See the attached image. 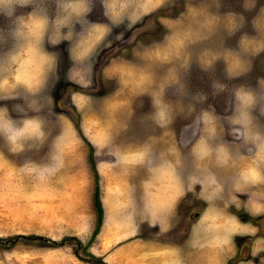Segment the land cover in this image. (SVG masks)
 I'll list each match as a JSON object with an SVG mask.
<instances>
[{
  "label": "crops",
  "instance_id": "obj_1",
  "mask_svg": "<svg viewBox=\"0 0 264 264\" xmlns=\"http://www.w3.org/2000/svg\"><path fill=\"white\" fill-rule=\"evenodd\" d=\"M139 3L142 6L144 1ZM137 4L133 8L141 7ZM132 12L137 15L136 9ZM193 13L204 16L201 24L189 22L188 27L177 28L173 35L167 33L151 45L146 38L138 40L132 44L130 57L109 53L101 59L100 50L107 45L108 34L102 33L106 22L94 23L91 32H77L74 38L61 36L73 41L67 71L80 88L71 90L69 100L80 113V126L76 128L66 119L52 150L63 152L74 146L84 153L83 170L93 179L94 190L88 157L89 144L92 146L103 207L97 234L114 252L124 245V256L109 257L108 264H199L200 259L206 264H227L235 237L244 236L251 238V254L262 251V255L236 259L235 264H264L260 226L240 216H264V102L248 107L257 90L238 86L227 114H218L220 119L227 117L229 126L226 123L223 129L212 130L206 123L215 115L206 111L197 118L206 126L197 131L196 117L181 124V111L187 105L178 97H169L164 89L178 83L180 66L171 61L174 51L180 53L186 43L195 46L197 31L212 34L221 28L233 32L243 20L237 10L219 14L211 7L202 14ZM247 28L251 33L237 38L240 50L249 40L258 43L255 47L264 43V7L252 14ZM141 36L135 35L128 44ZM35 44L25 50V71L38 73L39 80L35 84L38 76L22 77L20 85L27 88L44 87L54 62L52 53L46 48L39 51L41 46ZM216 56L225 59L227 74L244 73L242 65L238 66V50L222 49ZM99 73L117 83L102 93L88 89L94 85V74ZM260 81L256 87L264 86ZM32 120L30 127H35L36 118ZM10 129L8 135L14 136L17 130ZM62 166L63 162L59 168ZM93 190L87 201L91 202L92 195L93 207L88 208L95 214ZM192 195L197 206L189 201ZM183 205L187 211L179 220Z\"/></svg>",
  "mask_w": 264,
  "mask_h": 264
},
{
  "label": "rangeland",
  "instance_id": "obj_2",
  "mask_svg": "<svg viewBox=\"0 0 264 264\" xmlns=\"http://www.w3.org/2000/svg\"><path fill=\"white\" fill-rule=\"evenodd\" d=\"M142 1L141 6L140 0H0V264H108L109 257L124 256V245L114 252L98 234L90 239L97 213L88 208L93 207L92 195L91 202L87 201L93 179L83 170L85 154L74 146L63 152L52 150L65 120L71 119L76 128L80 122V113L69 100L71 90L80 88L70 80L67 71L73 41L61 37L63 34L74 38L77 32H91L90 25L106 22L102 33L108 34L107 45L100 50L101 59L109 53L130 57L132 44L138 40L143 42L146 38L151 45L167 33L173 35L177 28L188 27L189 22L201 24L204 16L197 17L193 12L202 14L211 7L219 14L237 10L243 18L237 31H197L193 35L195 46L186 43L183 51H174L172 58L170 55L171 61L180 66L178 83L164 89L169 97H178L187 105L180 110L184 115L181 124L210 111L215 118L206 125L218 131L228 123L227 117L223 120L218 114H227L236 87L257 90L248 107L264 102L260 98L264 86L256 87L259 80L264 81V43L255 47L258 43L249 40L240 50L241 41L237 39L251 33L247 27L252 14L264 7V0ZM136 3L141 6L139 9L133 8ZM180 14L181 20L172 19ZM135 35H142V39L139 37L129 45ZM31 43H38L39 51L46 48L54 58L46 76L48 82L41 88L20 85L22 77L38 76L25 71V50ZM222 49L241 53L238 66L242 65L244 73L227 74L225 59L216 56ZM39 51L35 56H39ZM38 80L39 76L35 84ZM116 83L115 79H104L101 73L94 74V85L88 89L102 93ZM32 118H36L35 127H30ZM194 124L197 131L206 126L198 119ZM10 128L17 130L14 136L8 135ZM62 162L64 166L59 168ZM189 201L196 206L199 203L194 195ZM183 211H187L185 205L180 208L179 220ZM256 216L243 217L258 223L264 235V216L260 221ZM17 234L43 237H18L10 243L7 238ZM65 235L71 237L62 244L52 242ZM153 235L157 236V232ZM74 237L80 239V244ZM250 241V237H235V249L227 264L262 255V251L251 254ZM137 247L138 244L132 248ZM204 263L205 260H199V264Z\"/></svg>",
  "mask_w": 264,
  "mask_h": 264
},
{
  "label": "trees",
  "instance_id": "obj_3",
  "mask_svg": "<svg viewBox=\"0 0 264 264\" xmlns=\"http://www.w3.org/2000/svg\"><path fill=\"white\" fill-rule=\"evenodd\" d=\"M89 144V143H88ZM92 146L91 144H89V154H88V157H89V162H90V165H91V168L94 172V190H93V202H94V206H95V209H96V213H97V216H96V224H95V227L92 231V234H91V238H94L95 235L99 232V229H100V226H101V223H102V220H103V207H102V203H101V198H100V184H99V175H98V172L95 168V162H94V157H93V153H92ZM245 215V213H241V217L244 219V218H247V217H243ZM263 215H257L256 218L260 219L262 218ZM18 237H25V238H30V239H34V238H42L43 236H39V235H23V234H17L15 236H10L8 237V241L10 243H14L17 241ZM71 236H68V235H65L63 236L62 238H60L59 240H55V239H52V242L57 245V244H62L67 238H69ZM75 240L80 244V239L77 238V237H74ZM239 239H241L242 237H237ZM241 243V242H240ZM95 257V256H94Z\"/></svg>",
  "mask_w": 264,
  "mask_h": 264
}]
</instances>
